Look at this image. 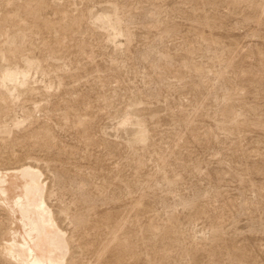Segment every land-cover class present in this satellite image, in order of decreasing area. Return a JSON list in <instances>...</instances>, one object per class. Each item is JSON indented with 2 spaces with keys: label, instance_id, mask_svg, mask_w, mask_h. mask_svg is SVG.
Listing matches in <instances>:
<instances>
[{
  "label": "rangeland",
  "instance_id": "obj_1",
  "mask_svg": "<svg viewBox=\"0 0 264 264\" xmlns=\"http://www.w3.org/2000/svg\"><path fill=\"white\" fill-rule=\"evenodd\" d=\"M8 69L0 169L40 168L68 264H264V0H0Z\"/></svg>",
  "mask_w": 264,
  "mask_h": 264
},
{
  "label": "bare ground",
  "instance_id": "obj_2",
  "mask_svg": "<svg viewBox=\"0 0 264 264\" xmlns=\"http://www.w3.org/2000/svg\"><path fill=\"white\" fill-rule=\"evenodd\" d=\"M101 21L103 25L119 26L112 18ZM114 29L116 32L118 28ZM19 73L27 75L25 71L10 69L2 72L0 85L12 81ZM129 123L127 119L122 126L127 127ZM0 207L12 224L4 236L3 259L11 264H68L69 238L47 202V183L39 167L23 164L9 170L0 169Z\"/></svg>",
  "mask_w": 264,
  "mask_h": 264
}]
</instances>
